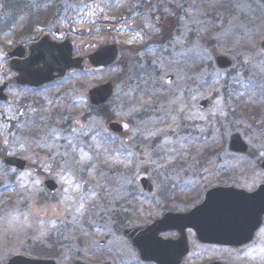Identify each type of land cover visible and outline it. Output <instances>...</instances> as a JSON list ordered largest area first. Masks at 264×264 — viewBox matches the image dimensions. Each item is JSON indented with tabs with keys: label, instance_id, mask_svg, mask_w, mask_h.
<instances>
[{
	"label": "rangeland",
	"instance_id": "obj_1",
	"mask_svg": "<svg viewBox=\"0 0 264 264\" xmlns=\"http://www.w3.org/2000/svg\"><path fill=\"white\" fill-rule=\"evenodd\" d=\"M57 29L75 55L119 45L120 63L42 88L15 83L7 52ZM263 40L264 0H0V85L11 84L0 103V264L15 254L155 264L140 259L126 229L186 212L214 186L255 183L264 159ZM219 57L232 65L222 68ZM108 81L114 92L100 115L88 91ZM206 99L210 110L200 107ZM234 133L247 154L230 151ZM6 156L26 160L25 169ZM188 237L183 264H264V226L241 250L203 245L192 230Z\"/></svg>",
	"mask_w": 264,
	"mask_h": 264
},
{
	"label": "water",
	"instance_id": "obj_2",
	"mask_svg": "<svg viewBox=\"0 0 264 264\" xmlns=\"http://www.w3.org/2000/svg\"><path fill=\"white\" fill-rule=\"evenodd\" d=\"M59 36V32H56ZM264 49V41L262 42ZM93 52L84 57L74 56V47L68 39L57 43L45 36L33 43L29 51L22 45L8 53L13 58L10 67L18 73L16 82L21 85L41 87L56 79L64 77L70 70L84 71L87 64L94 68H107L119 62L121 49L116 44L94 46ZM219 65L228 68L232 62L219 57ZM171 78H168L170 81ZM9 84L0 86V101H7L5 90ZM113 83L107 82L89 90L90 101L98 106L106 103L113 94ZM201 108L211 109L212 101L203 100ZM110 128L121 132L123 126L112 122ZM230 150L246 153L249 145L239 133L230 138ZM7 165L20 170L26 167V161L20 158L7 157ZM264 167V161H262ZM145 190L152 192L153 184L146 178L141 179ZM46 186L54 192L58 185L47 180ZM264 218V184L254 192H247L234 186H217L207 191L204 200L186 213L168 212L162 219L155 220L145 227H134L125 230V235L139 251L140 258L156 264H183L191 252L187 235L188 229L196 232L197 239L204 244L241 247L254 240ZM176 230L177 238H162L161 232ZM7 264H57L54 260L34 259L21 254L14 255ZM74 264H89L81 260ZM104 264H111L106 262ZM210 264H226L214 261Z\"/></svg>",
	"mask_w": 264,
	"mask_h": 264
},
{
	"label": "flooded vegetation",
	"instance_id": "obj_3",
	"mask_svg": "<svg viewBox=\"0 0 264 264\" xmlns=\"http://www.w3.org/2000/svg\"><path fill=\"white\" fill-rule=\"evenodd\" d=\"M256 165L260 168V172H259L260 177L257 180H255V183H252L249 186H244V187H241L240 185L237 184L236 185L237 187L244 188L248 191H254V190L258 189V187H260L262 184H264V170L262 169L263 166L260 163H258ZM246 246H249V245H246ZM246 246H244V247H246ZM244 247H242V248L227 247V248L234 249V250H241Z\"/></svg>",
	"mask_w": 264,
	"mask_h": 264
},
{
	"label": "bare ground",
	"instance_id": "obj_4",
	"mask_svg": "<svg viewBox=\"0 0 264 264\" xmlns=\"http://www.w3.org/2000/svg\"><path fill=\"white\" fill-rule=\"evenodd\" d=\"M154 116H155L154 113L149 112V118H150V120H153L155 118ZM167 135H168L167 136V139L162 142V145L168 144L170 142V138H171L172 134L170 133V134H167Z\"/></svg>",
	"mask_w": 264,
	"mask_h": 264
},
{
	"label": "trees",
	"instance_id": "obj_5",
	"mask_svg": "<svg viewBox=\"0 0 264 264\" xmlns=\"http://www.w3.org/2000/svg\"><path fill=\"white\" fill-rule=\"evenodd\" d=\"M51 11H54V8H50V13H51ZM163 32H164V33H167L166 30H164ZM97 112H98L100 115H106V112H105L104 106L98 107V108H97Z\"/></svg>",
	"mask_w": 264,
	"mask_h": 264
}]
</instances>
